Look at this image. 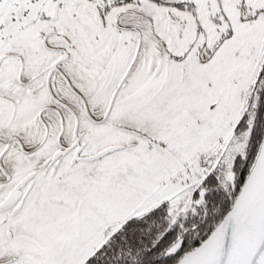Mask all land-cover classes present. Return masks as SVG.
<instances>
[{
  "label": "snow or ice",
  "instance_id": "6c2138e0",
  "mask_svg": "<svg viewBox=\"0 0 264 264\" xmlns=\"http://www.w3.org/2000/svg\"><path fill=\"white\" fill-rule=\"evenodd\" d=\"M0 264H264V0H0Z\"/></svg>",
  "mask_w": 264,
  "mask_h": 264
}]
</instances>
